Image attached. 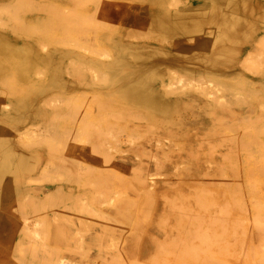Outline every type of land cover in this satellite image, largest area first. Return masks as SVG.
I'll list each match as a JSON object with an SVG mask.
<instances>
[{
	"label": "rangeland",
	"instance_id": "374dc122",
	"mask_svg": "<svg viewBox=\"0 0 264 264\" xmlns=\"http://www.w3.org/2000/svg\"><path fill=\"white\" fill-rule=\"evenodd\" d=\"M245 1L206 0L184 35L155 0H0V264H264V0ZM50 11L72 22L31 24ZM233 11L250 48L214 63Z\"/></svg>",
	"mask_w": 264,
	"mask_h": 264
},
{
	"label": "bare ground",
	"instance_id": "6f19581e",
	"mask_svg": "<svg viewBox=\"0 0 264 264\" xmlns=\"http://www.w3.org/2000/svg\"><path fill=\"white\" fill-rule=\"evenodd\" d=\"M190 2H191V4L190 5H192V3L194 2V5H192V10H190L189 12L188 11H186V12H184V11H178V12H176V13H174V14H168V13H164L162 10L165 8V5H166V2H167V0H155V4H151L150 6H146L145 8L148 10L147 12H150V13H155V12H159V13H162V19L161 20H158L155 24L157 25V27H159V28H161V29H163V28H171V29H174V32L176 33H179V32H182L184 35H192V34H200V33H202V32H204L203 30L202 31H200V30H198V29H196V24L194 23V21H199L200 20V15L198 14V10L200 9L201 10V6L203 5V9L204 8H207L208 7V4L206 3V0H204V1H202V3L201 4H199V3H195L197 0H189ZM193 1V2H192ZM215 2H217V4L216 3H212V6H214V7H217V6H220V5H218V3H220V2H222L223 0H214ZM236 1H238V0H231V2H232V4H235V5H231L232 7L233 6H237L236 5V3L235 2ZM241 1V0H240ZM247 1V0H246ZM245 1V2H246ZM225 2H226V0H225ZM244 2V3H245ZM251 2V1H250ZM227 3V2H226ZM247 3H248V1H247ZM237 4H239V3H237ZM243 4V3H242ZM251 3H249L248 5H250ZM204 5H206V7L204 6ZM247 5V4H246ZM211 5H210V7L209 8H211L212 7ZM231 6H229V4L226 6V7H228V8H230ZM242 6V5H241ZM243 6H244V4H243ZM189 7V6H188ZM256 7V6H255ZM258 7V6H257ZM235 7H233V9H234ZM238 9V8H237ZM246 9H247V7H246ZM250 9H252V10H254L253 8H250ZM250 9H248V10H245V14L246 15H248V14H251L253 11L252 10H250ZM258 9V8H257ZM200 10H199V12H200ZM222 10V9H221ZM40 12H44L43 10L42 11H40ZM46 12H47V10H46ZM237 12V11H236ZM235 11H233V12H231L230 14H224V15H222V17H221V22L219 23V25H220V27L218 28V25H217V29L218 30H216V33L217 34H210L211 35V37L213 38V39H217V41L219 42V43H221V44H225V43H230V45H227L228 47L229 46H231V49H227L228 47H225V48H223L222 50H220L219 48H215L214 50H215V52L213 53L212 52V54H211V58H210V60L212 61V62H214L215 63V58H216V55H223V54H225V53H229L230 55H228V57H225V58H223V60H226V63L225 64H230L231 62H234L236 59H239L240 57H241V55L243 54V52H245V51H247V48L249 49L250 47H249V44H247V40H242L240 37H241V34L243 33V31H241V29L247 24H249V23H247L246 22V20H245V18H243V17H240V16H237L235 13H236ZM53 13V15H54V17L53 18H56V16H58L56 13H54V11H50L49 12V16H50V14H52ZM239 13V12H238ZM157 14V13H156ZM202 14H204V13H202ZM154 15V14H153ZM242 15V14H241ZM245 15V16H246ZM40 18L39 17H37V20H35V21H32V25H35V26H39V25H41V26H45V27H47V26H51V25H56V26H58V28H60L61 29V32H62V30H63V28L66 26V20L68 19H65V18H63V17H60V16H58V18H56V19H48L47 18V16H45L44 14H41L40 13ZM51 17V16H50ZM15 19V18H14ZM69 21L71 20V19H68ZM194 20V21H193ZM68 21V22H69ZM71 22H72V20H71ZM74 22V21H73ZM231 22V23H230ZM198 23V22H197ZM68 24V23H67ZM146 24H147V22H146ZM0 25H4V23H3V21L1 22L0 21ZM28 27V26H27ZM26 27V28H27ZM68 27V26H67ZM66 27V28H67ZM73 27V26H72ZM42 28V27H41ZM66 28H64V29H66ZM248 28V27H247ZM59 29V30H60ZM44 30H45V28H44ZM43 30V31H44ZM55 30V29H54ZM53 30V31H54ZM215 30V29H214ZM213 30V31H214ZM34 31V28L33 29H26L25 30V34H27V33H32ZM49 31V30H48ZM51 31V30H50ZM64 31V30H63ZM212 31V30H211ZM255 32V31H254ZM42 33V32H41ZM46 33V32H45ZM52 33V32H51ZM64 33V32H63ZM66 33V35H68L67 34V31L65 32ZM68 33H69V31H68ZM211 33H213V32H211ZM263 33H264V30H263ZM50 33H48V35H49ZM59 34V33H58ZM70 34V33H69ZM180 34V33H179ZM203 34V33H202ZM201 34V35H202ZM254 34V33H253ZM52 35V34H51ZM50 35V36H51ZM41 37V36H40ZM52 37V36H51ZM169 37V36H168ZM173 37V36H172ZM189 37V36H188ZM53 39H55V40H53V41H56L57 42V36H53L52 37ZM46 39V38H45ZM64 39H66V38H64ZM247 39V38H246ZM214 41V40H213ZM236 41H240V42H238V43H236ZM202 42V41H201ZM207 43V42H206ZM211 43V42H210ZM209 44V43H208ZM223 44V45H224ZM251 45V44H250ZM207 46H209V45H207ZM225 46V45H224ZM222 47V46H221ZM227 49V50H226ZM222 51V52H221ZM252 56V55H251ZM255 57V55H253V58ZM171 59V61L173 60L172 58H170ZM170 59H169V61H170ZM178 59V58H177ZM219 59V58H218ZM255 59V58H254ZM86 60V59H85ZM90 60V59H89ZM175 60V59H174ZM173 60V61H174ZM170 61V62H171ZM249 61H251V60H249ZM217 62V61H216ZM252 62V61H251ZM253 62H254V60H253ZM250 63V62H249ZM248 65V64H247ZM217 66V65H216ZM215 66V67H216ZM96 116V115H95ZM151 117V116H150ZM153 117V116H152ZM151 117V118H152ZM32 132H34L33 130H32ZM32 134V133H31ZM18 181H20V180H18ZM25 190H26V188H24V187H22V188H18V195L19 196H22L24 193H25ZM28 190H31V191H34L35 190V188L34 189H31V188H29Z\"/></svg>",
	"mask_w": 264,
	"mask_h": 264
}]
</instances>
